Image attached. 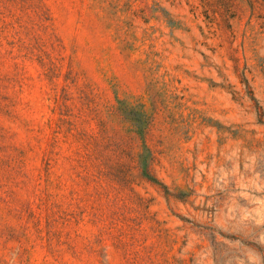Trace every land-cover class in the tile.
<instances>
[{
    "label": "rangeland",
    "instance_id": "374dc122",
    "mask_svg": "<svg viewBox=\"0 0 264 264\" xmlns=\"http://www.w3.org/2000/svg\"><path fill=\"white\" fill-rule=\"evenodd\" d=\"M0 264H264V0H0Z\"/></svg>",
    "mask_w": 264,
    "mask_h": 264
}]
</instances>
